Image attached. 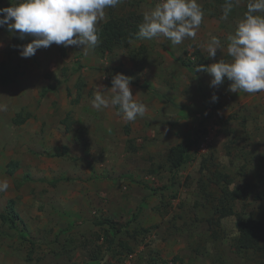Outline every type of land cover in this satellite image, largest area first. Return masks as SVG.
Here are the masks:
<instances>
[{"label": "rangeland", "instance_id": "rangeland-1", "mask_svg": "<svg viewBox=\"0 0 264 264\" xmlns=\"http://www.w3.org/2000/svg\"><path fill=\"white\" fill-rule=\"evenodd\" d=\"M157 2L122 0L98 27L111 10L144 15ZM198 3L205 15L196 38L175 46L163 36L135 38L85 54L53 43L23 58L18 46L32 38L0 27V103L8 105L0 112V179L10 185L0 215L13 200L21 217L15 227L0 218V264L260 263L238 247L237 219L261 221L264 235L256 197L264 191V92L233 93L227 79L211 87L212 77L195 70L230 59L226 47L209 58L203 45L211 35L226 43L248 0L227 19L225 0ZM115 73L132 78L133 96L147 106L134 122L90 104L95 85L110 88ZM184 142L194 145L172 179L167 158ZM218 172L227 179L216 184ZM225 189L247 194L212 226Z\"/></svg>", "mask_w": 264, "mask_h": 264}, {"label": "clouds", "instance_id": "clouds-1", "mask_svg": "<svg viewBox=\"0 0 264 264\" xmlns=\"http://www.w3.org/2000/svg\"><path fill=\"white\" fill-rule=\"evenodd\" d=\"M240 0H225L221 19H227ZM122 0H15L8 7L0 8V27L17 33L21 40L31 37V42L19 45V54L30 58L40 48L53 43L68 48L75 46L87 50L100 43L99 23L106 18V9L116 8ZM205 12L198 0H158L146 11L135 34L137 40L151 41L163 36L173 46L186 39H195ZM207 57L215 58L217 51L226 47L228 61L220 59L207 66L197 65L195 70L209 74L211 87L231 82L233 93L256 94L264 92V0H248L246 11L236 22L226 43L211 35L203 45ZM131 77L123 73L112 75L111 87L95 85L91 106L97 111L118 108L126 122L143 117L147 106L138 102L130 87ZM107 90L108 94H105ZM217 96H212L215 102ZM8 105L0 103V112ZM8 180L0 179V193L6 192Z\"/></svg>", "mask_w": 264, "mask_h": 264}, {"label": "trees", "instance_id": "trees-1", "mask_svg": "<svg viewBox=\"0 0 264 264\" xmlns=\"http://www.w3.org/2000/svg\"><path fill=\"white\" fill-rule=\"evenodd\" d=\"M142 20L143 14L136 9L126 10V12L121 14H116L115 11L111 10L108 20L100 28V47L107 52H111L115 48L128 45L131 40L136 38L135 34L138 32V25ZM193 145V142H184L171 148L167 162L170 167L172 179L175 178L176 173L187 162ZM15 169L16 166H14L9 173L14 174ZM215 179L214 182L219 184L226 181L227 176L218 172L215 175ZM246 191H229L228 189L222 191V198H219L216 204V214L218 217L216 221L212 220V226H218L220 225L221 219L234 215L233 208L230 204L244 198L245 194H247ZM256 197L258 200L264 201V191L260 192ZM0 218L3 222H9L11 227H15L17 221H21V217L16 211L13 200L8 201L5 211L0 215ZM237 220L239 232L238 247L244 251H251L259 258V264H264L263 224L261 221L255 219H243L238 217ZM109 225L112 230L121 232V228H118L117 225L111 222H109Z\"/></svg>", "mask_w": 264, "mask_h": 264}]
</instances>
